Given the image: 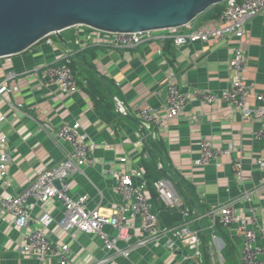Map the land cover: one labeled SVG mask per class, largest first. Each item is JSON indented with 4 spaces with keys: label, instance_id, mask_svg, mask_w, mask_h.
Segmentation results:
<instances>
[{
    "label": "crops",
    "instance_id": "0c3cea01",
    "mask_svg": "<svg viewBox=\"0 0 264 264\" xmlns=\"http://www.w3.org/2000/svg\"><path fill=\"white\" fill-rule=\"evenodd\" d=\"M217 18L203 16L193 25L198 28L208 22L213 28L212 21ZM82 31L76 27L65 30L61 33L62 40L52 35L20 55L0 59V85L8 72L16 74L15 81L9 84L11 92L0 95V118L4 119L0 124V138L8 140L6 151L10 159L11 182L8 189L0 182V195H19L41 173L59 165L64 160L67 145L58 142L56 131L64 124L78 123L98 147L90 158L93 165L85 168V175L70 178L74 197L88 196L91 209L97 208L102 214L111 215L121 204V198L108 170L134 176L135 184L142 180L147 184L145 167L149 166L181 205L196 213L191 216L189 228L193 232L199 231V238L205 240L201 242V258H196L197 262L184 261L185 257L194 256V251L187 246L191 243L188 240L178 242V250L174 253L168 251L163 232L172 228L162 224L147 189L153 211L159 217L160 239L143 232V220L132 216L128 236L119 242L121 250H131L130 257L125 258L105 252L98 237L75 231L65 233L53 225L47 231L48 238L56 246L67 244L70 247V264H95L96 260L107 258L106 264H206V251L210 252L211 264L218 261L225 264L222 255L227 244L234 250L231 264H243L240 227H212L211 219L204 216L234 204L236 213L244 221L250 225L253 222L255 226L264 225V192L262 189L255 192L264 186V172L254 166L257 160L264 159V140L252 136V131L261 125L244 118L226 100L219 101L216 106L192 100L179 118L165 121L159 127L157 139L146 137L148 132L138 119L141 109L164 112L168 79L174 80L183 92L200 89L220 94L226 89L233 76L229 66L234 54L232 40L224 43L210 40L184 47L166 42L163 48L158 44H145L136 49L109 50L97 43L99 36L95 31L92 32L95 40L87 44ZM78 41L80 45L76 43ZM244 44L248 57L244 77L250 88L249 108L256 106V96L264 94V12L247 23ZM69 53L77 64L75 79L80 90L76 94L60 96L55 88L44 86L38 70L60 63L69 57ZM86 61L91 63L90 67L84 65ZM86 78L108 95L112 103L115 102L109 121L100 117L83 91V86H87ZM116 100L123 104L127 115L117 111ZM20 105L21 109L18 108ZM203 142L216 151L231 148L233 152L228 156L219 155L211 163L201 166L198 161ZM121 159H127L126 163H121ZM239 162L243 169L238 180L236 166ZM136 173L142 178L135 177ZM248 193H253L250 204L244 201V195ZM43 210L55 221L63 217V208L58 201L39 204L32 213V228L37 225ZM106 232L112 234L110 228ZM212 238H216V244L212 243ZM142 242L145 243L140 244ZM22 243L21 231L0 222V264H60L55 259L42 261L19 254ZM263 244L259 238L256 246ZM259 260L264 264V256Z\"/></svg>",
    "mask_w": 264,
    "mask_h": 264
},
{
    "label": "built area",
    "instance_id": "2783aa9c",
    "mask_svg": "<svg viewBox=\"0 0 264 264\" xmlns=\"http://www.w3.org/2000/svg\"><path fill=\"white\" fill-rule=\"evenodd\" d=\"M263 12L264 0H228L219 18L212 21L213 28L208 22L198 28L194 27L192 22L180 28L134 33H107L87 27L76 28L83 30L82 36L85 37L87 44L95 40L92 33L95 31L99 36L97 43L102 48L109 50L136 49L145 44H158L163 48L166 42H172L177 47H184L196 43H207L210 40L220 43L232 40L234 54L229 66L233 76L226 89L222 90L220 94L200 89L183 92L174 80L168 79L165 86L164 112L160 114L150 108L141 109L138 111V119L148 132L146 137L157 139L159 127L165 121L179 118L192 100H198L201 104L209 106H216L219 101L226 100L244 118H250L261 125V128L252 131V136L254 139L262 141L264 140V94L256 96L255 107H247L250 88L245 84L244 77L248 64L244 36L247 23ZM62 61L63 64L49 65L38 70L40 79L44 86L55 88L60 96L76 94L80 88L70 67L73 63L71 53ZM15 79V73L11 71L7 73L4 82L0 85V95L11 92L9 84ZM18 108L21 109L22 106L20 105ZM116 108L120 114L127 115L125 107L118 100H116ZM3 120L0 118V124ZM56 136L58 142L67 145L64 160L59 165L41 173L19 195L14 196L8 193L0 195V222L9 223L23 233V243L18 248L19 254L42 261L55 259L60 264H70V247L67 244L56 246L48 238L47 231L53 225H57L65 233L75 231L98 237L103 243L105 252H114L125 258L130 257L131 250H121L119 242L126 240L129 233L128 224L132 216L140 217L143 220V232L153 237H159L157 239L162 237L159 217L153 211V203L147 193V184L143 180L140 184H135L134 176L113 169L108 170L107 174L115 180L116 191L121 198V204L115 208L111 215H104L97 208L91 209L88 196L74 197L69 186L70 178L75 175H85V168L93 165L90 158L98 146L78 123L60 126L56 131ZM7 144V138H0V182L6 189L11 185ZM232 152L231 148L220 152L216 151L212 146L203 142L198 164L204 166L214 161L217 156H228ZM120 161L126 163L127 159ZM254 166L264 172V159L257 160ZM242 169L243 165L239 162L236 166L238 180L241 179ZM136 176L142 178L140 173H136ZM154 188L158 200L166 208L179 211L183 219L180 226L163 232L167 250L174 253L178 250V242L188 240L191 243L187 246L191 251H194V256L185 257L184 261L197 262L196 258H201L199 249L202 239L199 238V231L193 232L189 228L191 216H196V213L184 208L164 181L156 182ZM261 189L264 192V186L255 192H259ZM252 195L253 193L244 195V201L250 204ZM54 201H58L62 205V219L55 221L48 211L43 210L37 220V225L32 228L30 220L35 206L46 205ZM204 217L211 219L212 227L238 225L243 234L242 263L260 264L259 257L264 256V244L257 247L256 243L259 238L264 241V225L255 226V222L250 225L244 221L236 213L234 204L213 210ZM107 228L111 229L112 234L106 232ZM212 243L216 244V238H212ZM218 256L220 259V255ZM108 262L107 258L96 260L95 264Z\"/></svg>",
    "mask_w": 264,
    "mask_h": 264
},
{
    "label": "water",
    "instance_id": "95a60500",
    "mask_svg": "<svg viewBox=\"0 0 264 264\" xmlns=\"http://www.w3.org/2000/svg\"><path fill=\"white\" fill-rule=\"evenodd\" d=\"M228 0H0V59L75 27L134 33L184 27Z\"/></svg>",
    "mask_w": 264,
    "mask_h": 264
},
{
    "label": "trees",
    "instance_id": "16d2710c",
    "mask_svg": "<svg viewBox=\"0 0 264 264\" xmlns=\"http://www.w3.org/2000/svg\"><path fill=\"white\" fill-rule=\"evenodd\" d=\"M223 7L224 5L214 7L200 17L207 16L211 18H217L221 15L223 11ZM59 64H63V61H61ZM84 65H88L90 67L91 63L86 61L84 62ZM70 67L75 76L76 73H78L77 64L73 62ZM86 81H87V86L86 87L83 86V91L90 97L91 101L94 104V107L99 112L100 117L104 121H109L111 118V113L113 112V110H115V102L112 103L108 95L104 94L103 91L100 90L95 83L89 80V78H86ZM77 84L79 85L78 82ZM145 168H146V181L148 184V189L153 198V201L155 202V205L157 206L159 217H160L162 224L166 228L177 227L178 225L182 223V216L177 210L166 208L158 200V196L154 188V184L160 180V177L157 176L154 169H152L151 167L146 166ZM158 172H161V171H158ZM202 240H205V238L204 239L202 238ZM204 242L207 243L206 241ZM232 252L234 253L233 247L230 244H227L226 250L224 251L222 255L225 264H231L233 262L231 259ZM209 253L207 251L204 252V258H205L206 264H211Z\"/></svg>",
    "mask_w": 264,
    "mask_h": 264
},
{
    "label": "rangeland",
    "instance_id": "374dc122",
    "mask_svg": "<svg viewBox=\"0 0 264 264\" xmlns=\"http://www.w3.org/2000/svg\"><path fill=\"white\" fill-rule=\"evenodd\" d=\"M46 40V39H45ZM221 261H218L217 264H220Z\"/></svg>",
    "mask_w": 264,
    "mask_h": 264
}]
</instances>
